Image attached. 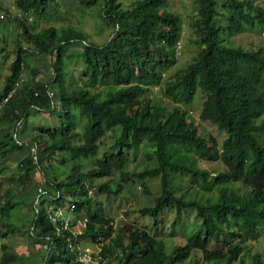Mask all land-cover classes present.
I'll use <instances>...</instances> for the list:
<instances>
[{
    "label": "trees",
    "instance_id": "16d2710c",
    "mask_svg": "<svg viewBox=\"0 0 264 264\" xmlns=\"http://www.w3.org/2000/svg\"><path fill=\"white\" fill-rule=\"evenodd\" d=\"M51 1L15 0L16 7L33 15L32 20L17 16L30 52L17 45L0 99L20 78L27 54L50 55L53 69L51 79L46 81L35 76L37 65L30 66L33 75L0 107V126L3 121L8 123L0 138V156L23 152L19 176L31 186L35 184L31 170L39 166L47 176L46 163L51 165L58 151L63 152L62 161L92 156L107 130L117 125L121 129L110 150H104L91 168L83 170L75 162L64 177L47 176L45 196L38 198L32 218L34 228L29 233L46 244L44 250L48 252L45 257L43 254V264H68L73 259L65 241L55 235L46 220V202H74V210L78 211L87 203V222L78 236L102 241L112 235L110 218L97 212L88 196L94 179L102 176L109 178L96 187L106 192H117L123 182L133 178L160 176V193L139 208L142 214L152 217L155 225L166 206L176 209L174 222L186 208H193L200 219L196 229L183 243L174 244L170 252L159 248L157 236L146 228L124 224L114 237L117 256L107 264H176L190 256L196 259L194 264H215L220 260L224 264H246L239 256L243 243L258 227H264V119L257 122L264 114V52L260 47L227 44L220 30L231 35L256 23L264 24V6L254 0H195L196 13L189 23L197 51L189 62L165 78L163 73L177 61L176 46L182 33L179 13L166 8L169 0H135L127 7L120 0H105L102 14L113 30L111 38L101 43L88 41L87 32L70 23L59 28L42 25L40 21L54 17ZM96 1L79 0L86 6ZM217 15H223L225 25L217 24ZM74 41L81 45L83 83L71 85L64 66L68 45ZM151 86L160 88L175 103L172 110L149 102L145 91ZM198 87L202 92L200 117L225 132L220 149L216 138L202 135L188 110L179 107L178 103L187 104L193 99ZM31 106L54 113L59 121L54 125L35 124L38 132L24 142L18 133L16 137L13 133L17 121L28 115ZM77 110L86 116L81 132L76 129ZM144 140L153 146L156 164L127 170L128 149L136 152ZM198 157L217 158L223 169L210 178L208 170L196 164ZM174 171L200 179L204 188L215 189V197H187L180 185L173 183ZM115 172L119 180L113 187ZM143 187L149 192L145 183ZM14 204L9 196L2 202L0 235L9 231L2 217ZM15 230L12 227L11 231ZM222 235L232 241L225 248H210L211 239L217 241ZM1 249L0 264H14L18 254L10 251L6 243ZM105 251L103 245L100 252ZM248 264H264V256L258 254Z\"/></svg>",
    "mask_w": 264,
    "mask_h": 264
},
{
    "label": "rangeland",
    "instance_id": "374dc122",
    "mask_svg": "<svg viewBox=\"0 0 264 264\" xmlns=\"http://www.w3.org/2000/svg\"><path fill=\"white\" fill-rule=\"evenodd\" d=\"M105 0H97L94 4L90 6L82 5L79 0H52L50 2L51 12L54 17L52 19L42 20L41 24L49 25L54 24L56 28H59L64 23H70L76 25L87 32L88 41L95 43H101L105 40H108L111 32L113 30L112 24L107 21V19L102 14V8L104 6ZM135 0H120L123 7L130 6ZM257 3H260L264 6V0H254ZM196 1L195 0H169L166 8L172 9L179 13L181 17V27L182 33L179 43L176 46V63L167 69L163 73V77L167 78L174 74V72L185 65L189 60L194 56L197 51L196 45L192 42V38L195 36L194 32L190 26V21L194 18L196 13ZM15 0H0V89L4 85L6 76L10 73V64L14 58L17 45L30 46L29 41L26 39L24 34L21 32L22 26L17 20L19 14L15 13ZM217 24L225 25V18L223 15H217L215 18ZM225 29L220 30V35L225 37L227 44H240L245 47L261 48L264 52V24L256 23L254 26L246 27L242 32L226 35ZM81 45L79 42L74 41L68 45L66 51L68 57L65 62V68L67 70L68 76L67 81L71 85L82 84L83 78L80 73L81 68V56H80ZM30 52V51H28ZM24 68L22 70L23 82H26L33 73L31 72L30 66L37 65L38 72L35 73L40 80H50L52 76V67H51V56L48 54L45 55H32L27 54L24 58ZM145 96L148 97L149 102L154 105H164L169 110H172L175 106V103L163 94L160 88L157 86H151L145 91ZM179 107L188 110L191 118L195 123L198 124L199 131L205 137L210 135L214 136L217 140V147L220 149L222 140L225 137V132L219 130L213 123L209 120H205L200 117L199 112L202 106V92L201 87H198L193 99L185 104L178 103ZM28 119L23 121V128H18V137L23 139L21 130H24L26 133L30 131V127L33 124H52L54 125L56 121H59V118L52 112H28ZM77 126L78 131H82L83 119H86V116H82L79 111L76 112ZM264 119V114L257 119V122ZM120 125H117L114 128H111L106 131V133L101 137L100 146L96 154L80 158L78 160L67 159L66 161L61 160L63 152L58 151L57 157L51 159V165L46 163V171L48 177H53L56 175L58 177H64L65 174L69 172L73 163H80L83 170L91 168L97 158H101L104 150H110L111 144L115 141L120 133ZM14 136V135H13ZM16 137V136H15ZM78 138H81L78 137ZM152 145L150 142L144 140L137 148L136 152L132 149H128L129 157L128 163L126 165L127 170H140L146 166H152L156 164V157L152 151ZM217 150V149H216ZM218 152V150H217ZM216 152V153H217ZM9 162H13L12 165L7 167V172H4L3 169L1 172L6 173L8 177H12L15 180H18V184L15 185L6 182L9 188L16 187L19 189V196L15 197L18 199L13 207L9 209L8 215L5 217L6 220H9L11 225L19 226L22 229L21 225L25 224L28 228L31 223V219L34 216L35 208H33V199L34 195L37 192V186L41 182H35L34 186H27L19 182V172L21 171L20 166H16L15 161L18 159V154L12 153L7 157ZM196 164L208 170L211 174V177L217 173L219 170L223 169L221 162L215 159H208L203 157H198L195 159ZM41 170L37 167L34 168V175L36 172ZM12 175V176H10ZM173 183L179 184L182 191H185L187 197L206 196L215 197V189L208 190L200 184V179L193 177L189 173L184 171L173 172ZM109 177L102 176L95 178L93 184H91V192H88L90 197V205L97 211L101 212L104 216L109 217L111 224L114 228V231L111 236L106 237L102 241H94L88 235H80L81 239L80 245L84 248L89 246L92 251H100V247L104 245L106 248L105 254L108 257V260L114 261L117 256L116 246L114 243V237L118 235L120 226L124 224H134L146 228L151 233H154L158 238L159 248H163L170 252L174 244L183 243L188 235H190L197 227V223L200 221L195 215V210L193 208H186L178 215V220L173 221L177 216L176 209L173 207L166 206L162 209L161 213L158 216V225L153 223V219L149 215L142 214L139 211V208L150 204L153 200V196L160 193L161 190V179L160 176L152 177H143V178H133L127 182H123V185L119 188L117 192H106L100 191L96 184L99 182L106 181ZM112 186H116V182L119 180L118 172L113 173L112 175ZM45 179V178H44ZM43 183V182H42ZM41 183V184H42ZM143 183L149 188L147 192ZM40 184V185H41ZM45 186V183H43ZM23 186V187H21ZM33 186V187H32ZM6 189V190H9ZM29 189V192L32 194L23 192ZM49 189H52L49 187ZM4 192V189H3ZM4 194H2V200ZM45 194H41V197H44ZM72 198L71 196H69ZM77 198V196H76ZM13 199V200H15ZM67 202L65 201L64 204ZM87 203H84L81 207V210H71L67 211L69 218H75V222L79 224L80 231H84L85 222H87ZM39 206V205H38ZM30 220V221H29ZM8 222V221H7ZM29 222V223H28ZM98 225V224H97ZM23 226V225H22ZM28 236V235H27ZM10 237V238H9ZM5 238H9L10 242L14 246H26V250H23L26 253V256H23V259L29 260V263L33 264H43L42 260L33 253L30 254L32 248L36 247L38 244L42 245L43 242L38 241L34 236L27 238L23 237L20 231H15L10 235H3L1 239L4 241ZM232 241L229 236L222 235L219 240L215 241L211 239L209 247H226L228 243ZM34 246V247H33ZM97 246V247H96ZM19 247V248H20ZM43 248V246H42ZM1 249V248H0ZM98 249V250H97ZM44 254V257L47 255L48 250H41ZM258 254L264 256V227H258L255 234L248 237L245 243H243V249L239 256L245 261L246 264L250 263L253 259L256 258ZM196 259L194 256H190L183 262L176 264H194ZM47 264H53L47 262ZM61 264V262H57ZM201 264V263H199ZM211 264V263H210ZM215 264H224L223 260H220L219 263Z\"/></svg>",
    "mask_w": 264,
    "mask_h": 264
},
{
    "label": "crops",
    "instance_id": "0c3cea01",
    "mask_svg": "<svg viewBox=\"0 0 264 264\" xmlns=\"http://www.w3.org/2000/svg\"><path fill=\"white\" fill-rule=\"evenodd\" d=\"M25 48H26V46H24ZM5 80H6V78H5ZM4 83H5V81H4ZM3 88V87H2ZM1 90V89H0ZM28 112H33V113H38V112H45V111H39V110H37V109H35L34 107H30L29 109H28ZM28 115H25L23 118H21L20 120H18L17 121V123H16V125H15V129H16V131L13 133V135L14 136H16V134L18 133V130H17V127L19 128H23V121L25 120H27L28 119ZM7 122L6 121H3V125H1L0 127V138H3L4 137V133H5V127L7 126ZM34 125L35 124H33L30 128V131H28L27 133L24 131V130H21L20 132H22V137H23V139H21L22 141H24V142H27L28 140H29V138H30V136L31 135H33V134H35L36 132H38L37 131V129H34ZM32 148V147H31ZM12 153H16V154H18V159L15 161V163L17 164L16 166L18 167V166H20L21 168H22V164L20 163V158H21V156H22V154H23V152H20V153H17V152H9V153H7V154H5V155H3V156H0V173L2 174V183H1V187H2V194H4V198H3V201H4V199H5V197L6 196H9L10 198H11V200L12 201H14L15 202V204L17 203V202H19V200L18 199H15V197H18L20 194H19V189H17L16 187L14 188V187H12V188H9V185L7 186V184H6V182H10V183H12V185L13 184H15V185H17L18 183V180H15L14 178H12V177H8L7 176V174L6 173H4V172H7V167L9 166V165H12L13 164V162H9L10 160L9 159H7V157L9 156V154H12ZM39 168L40 169V167L39 166H35L34 168ZM34 168L31 170V174H32V176H33V180H34V182H43V183H45V180L47 179V176L43 173V171L41 170L40 172H36V176L34 175ZM3 169V173L1 172V170ZM47 172V171H46ZM20 173H21V171L19 172V175H20ZM10 176H12V175H10ZM22 178H23V176H22ZM45 178V179H44ZM20 181L19 182H21V184H26V182L24 183V178L23 179H20V176H19V178H18ZM40 183V184H41ZM41 184L42 186L44 185V184ZM40 184H38V186H37V192L34 194V195H32L33 197H34V199H33V204H32V206H33V208H35V211L34 212H36V207H35V205H36V203H37V201H38V198H39V196L41 195V194H43V193H45L46 192V190L44 189V187H42ZM33 186H34V184H32ZM32 186V187H33ZM21 187H23V186H21ZM29 187V186H28ZM38 187H41V188H43V191L44 192H40L39 190H38ZM9 188V190H6V189H8ZM3 189H4V192H3ZM30 190L29 189H27L26 191H23V192H27V193H30V194H32L31 192H29ZM13 199H15V200H13ZM37 200V201H36ZM14 204V205H15ZM13 207V206H12ZM8 213H9V211L2 217V220L8 225V233L6 234V235H10V234H12V233H14L15 231H20L21 232V234H23V237L25 238V240H27V238H28V236L30 237V230H32L33 228H34V225H32V219H31V223L29 224V226H28V228L26 227V225L25 224H22L21 225V227H22V229L21 228H19V226H16V225H11L10 223H9V220H6L5 219V217L8 215ZM0 216H2L1 214H0ZM71 219V222H72V225H73V227L74 228H76V229H78V230H80V228H79V224H77L76 222H75V218H70ZM8 221V222H7ZM29 223V222H28ZM12 227H16V230L15 231H11V229H12ZM28 235V236H27ZM1 236H3V235H0V248H1V245H2V243H6L7 245H8V249L10 250V251H13V252H15L16 254H18V258H17V260L14 262V264H16V262L18 261H23V262H26V264H33V262L31 263H29V260H25V259H23V256H26V253L23 251V250H26L27 248H26V246H22V247H20V246H14L13 247V245L14 244H12L11 242H10V237L9 238H5V240L3 241L2 239H1ZM80 238H81V236H80ZM80 238H78V242H79V244L81 243V239ZM91 238V237H90ZM92 239V238H91ZM93 240V239H92ZM96 242V241H95ZM42 246H43V248H42ZM81 246V245H80ZM20 247V248H19ZM34 247V246H33ZM82 247V246H81ZM97 247V246H96ZM102 247H103V245H102ZM102 247H100V249L99 250H101V248ZM45 248V243H42V245H40V244H38L36 247H34V248H32V251H31V253L30 254H35V256L37 255L38 256V258L39 259H37V260H42V262H43V259H44V257H43V253H42V251L41 250H43ZM83 248V247H82ZM84 248H87V249H89V250H95V249H92V248H90L89 246H85ZM98 250V249H97ZM1 257H2V249H0V260H1ZM57 262H59V261H56V262H53V264H57ZM52 263V262H51ZM61 264H65V263H61Z\"/></svg>",
    "mask_w": 264,
    "mask_h": 264
},
{
    "label": "built area",
    "instance_id": "2783aa9c",
    "mask_svg": "<svg viewBox=\"0 0 264 264\" xmlns=\"http://www.w3.org/2000/svg\"><path fill=\"white\" fill-rule=\"evenodd\" d=\"M14 10L15 13L26 17L28 20L33 19L32 13L22 9L21 7H15ZM23 68L24 64L22 63V69ZM22 83L23 75L21 73L20 78L14 82L13 87L8 91L6 96L0 99V107ZM51 93L52 92L49 91V94ZM31 149L35 151V147H32ZM2 179V174L0 173V212L3 202L1 187ZM38 190L40 192H44L41 187H38ZM91 190L92 189L89 188L88 192H91ZM74 208V202H67L66 204H62L60 202H46L45 204L46 220L52 224L55 235L62 237L65 241L67 249L73 254V259L70 260L68 264H107L109 260L106 255L102 254L100 251L95 252L80 246L78 242L80 230L73 227L71 219L66 213L67 211L74 210Z\"/></svg>",
    "mask_w": 264,
    "mask_h": 264
},
{
    "label": "water",
    "instance_id": "95a60500",
    "mask_svg": "<svg viewBox=\"0 0 264 264\" xmlns=\"http://www.w3.org/2000/svg\"><path fill=\"white\" fill-rule=\"evenodd\" d=\"M117 28H118V24L116 25V29H117ZM111 36H112V35H110L109 39L111 38ZM109 39H108V40H109ZM36 201H37V200H36Z\"/></svg>",
    "mask_w": 264,
    "mask_h": 264
}]
</instances>
